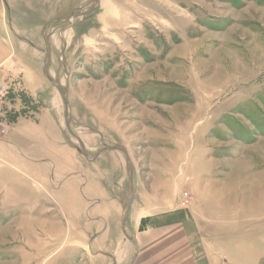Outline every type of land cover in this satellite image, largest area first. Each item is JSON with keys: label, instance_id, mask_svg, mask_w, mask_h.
I'll list each match as a JSON object with an SVG mask.
<instances>
[{"label": "rangeland", "instance_id": "1", "mask_svg": "<svg viewBox=\"0 0 264 264\" xmlns=\"http://www.w3.org/2000/svg\"><path fill=\"white\" fill-rule=\"evenodd\" d=\"M45 1L0 0V82L19 89L0 139V264H98L97 198L117 214L128 194L132 231L179 230L160 252L174 264H264V0Z\"/></svg>", "mask_w": 264, "mask_h": 264}, {"label": "crops", "instance_id": "2", "mask_svg": "<svg viewBox=\"0 0 264 264\" xmlns=\"http://www.w3.org/2000/svg\"><path fill=\"white\" fill-rule=\"evenodd\" d=\"M31 1V0H29ZM35 2V4L37 3L38 0H32ZM47 2V0L45 1V3ZM3 3V2H2ZM101 6V3L99 4ZM8 60H11V55L8 56ZM3 66V68H2ZM5 66L4 63L3 65L0 66V70L4 71L5 70ZM10 71H12L11 73H19L22 71V69L19 67L18 70L13 71L12 69H9ZM27 74V71H26ZM23 74V83H24V87L30 91L33 90V77L31 75H27ZM29 74V73H28ZM1 75V72H0ZM29 84V85H28ZM0 145H4V144H0ZM7 144H5L6 146ZM68 150L67 147H64L61 144H56V145H51V149L49 151L51 152H66ZM10 152L13 153V151L10 149ZM28 156L33 155V152H31L29 150L28 153H25ZM60 156V155H59ZM32 160V157L30 159V161ZM51 163L52 162H56L57 164L61 165L63 162V159H60V157H58V159H50ZM57 177L62 178L61 175V169H59L57 172L53 173V177ZM85 180H87L85 178ZM79 182H83V177L81 179L78 178ZM129 193V192H128ZM85 196V195H84ZM129 196V194H128ZM127 196V203L126 205L121 203V207H119L118 212L116 214V209H115V205L118 204H114L115 202L113 201V199H109V197H107V202L103 200V198H97V205H103L105 204L106 206V213H108L109 215V219L108 221H103L102 224V230L100 232H98V236L101 235V240L100 242L96 245L95 248V253H93V257L96 258L94 260V262H97L98 264L100 262H103L102 259H104V257H109V259L111 258V262L112 264H116L118 262L117 259L113 260V257L111 255H108L106 252L110 251L106 249V244L108 242V239H111V235H110V219H117L116 221V228H118V231L120 233L121 236V240L120 243L124 245L123 249L120 250L119 253V258L121 259V262L119 264H174L175 260L174 257L173 258H166V256H161L160 252H163V247L166 246V250L168 251L169 254H172L174 250L173 246L175 244V242L177 240H179V230H173L174 232L169 233L168 231H166V229L163 227V225L161 224H154L153 227L150 228H143L141 230L137 232L136 231H132V229L128 226V220H129V216L130 213H132V215H134V217L131 218L132 220V225L133 227L136 226H140V221L137 219V216L135 215V213L133 212V204L134 201L133 198H128ZM113 198V196H111ZM76 199L80 202H82V204H84L85 200L87 199V197L85 196L84 198H77ZM130 199V203L129 200ZM63 200V199H62ZM110 200H112L110 202ZM53 201L58 205L59 209L62 212H71L74 206H72V204H66L65 200H63L64 202H59L55 199H53ZM110 202V203H109ZM75 203V202H73ZM130 204V205H129ZM96 206V200H95V205ZM129 206V207H128ZM93 207V208H94ZM128 207V208H127ZM126 212V215L124 216V213ZM83 215V212H81ZM122 215V230L120 228V218ZM104 213L102 211V214L100 213L99 215H97V217L95 218V220H97L98 222L100 220H104ZM141 218V217H140ZM114 221V220H113ZM100 224V223H99ZM173 226L177 227L178 225L175 223ZM115 237V236H114ZM178 238V239H177ZM99 237H94L93 238V242H98L99 241ZM113 239V238H112ZM122 246V245H121ZM116 251V248L113 250ZM99 260V261H98ZM178 261V260H177ZM114 262V263H113Z\"/></svg>", "mask_w": 264, "mask_h": 264}, {"label": "built area", "instance_id": "3", "mask_svg": "<svg viewBox=\"0 0 264 264\" xmlns=\"http://www.w3.org/2000/svg\"><path fill=\"white\" fill-rule=\"evenodd\" d=\"M18 94L19 89L13 82H0V139L7 135L8 120L15 110L13 103L19 100ZM186 203L187 200L185 202L183 201L182 206H185Z\"/></svg>", "mask_w": 264, "mask_h": 264}, {"label": "water", "instance_id": "4", "mask_svg": "<svg viewBox=\"0 0 264 264\" xmlns=\"http://www.w3.org/2000/svg\"><path fill=\"white\" fill-rule=\"evenodd\" d=\"M128 167V166H127ZM131 186V175H130V173H129V188H131L130 187ZM126 215V212L124 213V216Z\"/></svg>", "mask_w": 264, "mask_h": 264}, {"label": "bare ground", "instance_id": "5", "mask_svg": "<svg viewBox=\"0 0 264 264\" xmlns=\"http://www.w3.org/2000/svg\"><path fill=\"white\" fill-rule=\"evenodd\" d=\"M183 108H185V107L183 106Z\"/></svg>", "mask_w": 264, "mask_h": 264}]
</instances>
